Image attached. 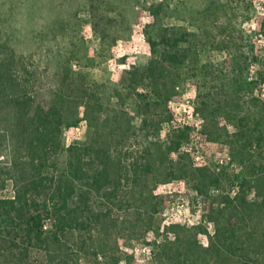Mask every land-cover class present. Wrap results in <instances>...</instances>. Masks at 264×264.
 I'll list each match as a JSON object with an SVG mask.
<instances>
[{
    "label": "rangeland",
    "instance_id": "1",
    "mask_svg": "<svg viewBox=\"0 0 264 264\" xmlns=\"http://www.w3.org/2000/svg\"><path fill=\"white\" fill-rule=\"evenodd\" d=\"M221 5L228 45L203 37ZM160 28L196 36L182 63ZM61 178L77 226L23 246L2 224L0 264H264V0H0V201Z\"/></svg>",
    "mask_w": 264,
    "mask_h": 264
},
{
    "label": "trees",
    "instance_id": "2",
    "mask_svg": "<svg viewBox=\"0 0 264 264\" xmlns=\"http://www.w3.org/2000/svg\"><path fill=\"white\" fill-rule=\"evenodd\" d=\"M216 5L217 3L213 2L212 6L216 7ZM158 7L161 8L158 5L152 8L157 9ZM159 10L160 9H157L154 13L157 18ZM206 20L210 22V26H208L209 30H207V34H203L204 38L208 39L207 37H209L213 42L219 45H228L232 39L242 38L241 33L231 25V19L228 17L225 6H218L215 11L208 14ZM192 36L196 37L194 34H178L172 28H160L157 40H150L149 45L153 52L156 51V47H161V59L168 61V63L172 65H176L182 63L187 58L192 45L188 38ZM46 109L48 113L45 109H37L38 112L39 110L41 111L43 118H48V114L52 117L56 115L54 106H47ZM54 121L55 120L51 118V123L49 125L44 124V121L42 123L44 124L43 126L53 127V125H56ZM47 128L45 132L37 130V132L40 133L38 134L40 137H38V143L32 146L33 152L37 153L40 159L41 154L46 155L48 153V146H53V131H47ZM180 145V142H178L172 153L178 154ZM131 166L133 167V177L135 179L139 177L138 175L140 172L148 173L149 171L146 165L141 166L136 162L132 163ZM62 178L58 180L59 183L51 191L50 203L41 204L36 198L27 199L25 195H18L17 198L13 200L0 201V209L2 210L0 212V226H2V224L10 225V223H12L17 230L21 228L20 231L23 233V235L20 236L21 245H32L33 242L38 243L39 241L46 242L47 239L58 242L67 230L77 226V219L71 217V212L67 211L71 199L69 191H73L75 188L73 182L68 185L62 184ZM107 178L108 175L106 171L102 170L93 174L92 181L95 185L99 186L101 180ZM32 185V189L36 191L42 184L39 180L33 182ZM45 223L48 224L45 225ZM45 226L47 228H45ZM20 233L16 232L15 235H19ZM2 234L3 232L0 231L1 237ZM11 243H15V246L20 245H16L14 239ZM24 250H27V248Z\"/></svg>",
    "mask_w": 264,
    "mask_h": 264
}]
</instances>
